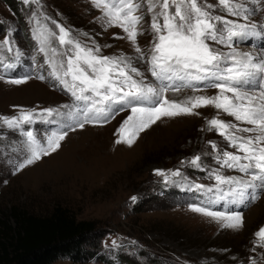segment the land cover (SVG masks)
<instances>
[{
    "label": "rangeland",
    "instance_id": "rangeland-1",
    "mask_svg": "<svg viewBox=\"0 0 264 264\" xmlns=\"http://www.w3.org/2000/svg\"><path fill=\"white\" fill-rule=\"evenodd\" d=\"M198 2L202 6L214 4L215 8L209 9L213 15L241 24L254 23L257 30L264 31V0L259 5H253L251 0H230L249 10L247 20L243 13L241 17L228 15L218 0ZM137 3L141 4L139 14L143 20L139 29L143 34L137 36L136 44L147 56L153 39V13L148 12L149 0ZM154 11L158 12L159 7ZM52 21L69 29L71 36L83 45L99 46V55L132 58L133 65L144 74L145 83L156 84L147 62L136 59L138 54L126 34L119 27L105 29L102 9L95 8L92 0H32L29 4L23 0H0V42L10 34L13 49L11 53L0 49V75L5 77L0 80V117L18 116L21 111L37 114L34 123L15 129L0 120V205L16 202L33 213H45L59 206L77 220L95 223L98 246L90 256L79 261L61 258L52 264H127L122 261L124 258L132 264H264V243L255 235L264 227V191L259 192L260 198L255 202L248 200L238 205L227 197L210 205L214 194H201L191 188L195 184H214V179L209 178L213 169H220L226 176L248 179L238 171L220 168L215 156L235 150L215 130L209 131L207 121L215 117L239 127L251 126L211 105L194 109L196 114L162 117L140 132L132 146L116 143L117 129L130 114V110L117 111L105 123L69 130L55 152L15 171L27 154L23 131L30 128L43 141L50 131L72 123L65 114L79 106L50 76L45 54L33 39V33L47 34L46 29L58 34ZM50 39L51 46L58 52L64 51L55 37ZM209 43L221 52L229 51L224 45ZM235 46L256 54L264 46V38L238 41ZM48 55L51 56L50 50ZM60 59L63 58L56 57L57 66ZM9 63L13 67L5 68ZM23 76L29 77L24 83L7 82L9 78ZM197 87L201 90H170L165 97L185 103L195 96L211 97L218 93L202 84ZM186 106L191 107V103ZM46 108L56 109L61 115L41 118L39 113ZM210 141L218 146L216 152ZM197 155L203 170L188 163ZM156 169L166 174L179 169L183 175L169 174L166 182L164 177L154 174ZM193 203L217 211H239L243 226L224 228L214 219L191 211L189 205Z\"/></svg>",
    "mask_w": 264,
    "mask_h": 264
},
{
    "label": "snow or ice",
    "instance_id": "snow-or-ice-1",
    "mask_svg": "<svg viewBox=\"0 0 264 264\" xmlns=\"http://www.w3.org/2000/svg\"><path fill=\"white\" fill-rule=\"evenodd\" d=\"M31 2L23 0L25 4ZM260 2L251 0L253 5ZM92 3L95 8L102 9L105 29L119 27L126 34L138 54L136 59L147 62L148 71L156 84L145 83L144 74L133 65L132 58L99 55V46L91 48L83 45L71 36L69 29L52 21L58 34L46 29L47 34L42 32L37 36L33 33V39L37 40L39 51L45 54L50 76L79 106L65 114L72 123L65 124L63 129L50 131L43 141L30 128L23 131L27 154L15 171H21L42 156L55 152L69 130L83 129L86 124L105 123L117 111L130 110V114L117 129L119 139L116 143L132 146L140 132L162 117L196 114L194 109L211 105L235 121L251 126L239 127L215 117L207 121L209 131L215 130L228 147L235 150L223 151L215 156L220 168L238 171L247 175L248 179L226 176L220 169H213L209 172V178L214 179L215 183L195 184L191 186L192 190L214 194L210 205L227 197H232L231 203L238 205L259 199V192L264 191V46L253 54L238 50L235 44L250 38H264V31L257 30L254 23L241 24L213 15L209 9L215 8L214 4L202 6L198 0H156V3L149 0L148 12L153 13L150 24L153 39L146 56L136 44L137 36L143 34V30L139 29L143 20L139 14L141 4L137 0H92ZM218 3L228 15L241 17L243 13V18L248 19L249 10L242 4H233L230 0H218ZM157 7L158 12L154 11ZM50 37H55L64 51L58 52L51 46ZM209 42L224 45L229 51L221 52ZM0 49L12 52L10 34L4 36ZM49 50L51 56L48 55ZM57 56L63 58L59 66ZM12 67L11 63L5 65L8 69ZM28 78H9L7 82L18 85ZM39 78L44 79L43 76ZM4 79L0 75V80ZM201 84L205 88L217 89V95L195 96L185 103L170 101L165 97L168 91H178L183 87L199 91L201 89L197 85ZM186 103H191V107ZM36 115L34 111H21L18 116L0 117V120L15 129L31 125ZM59 115L61 113L52 108L42 109L39 113L41 118ZM237 133L253 135L245 137ZM209 143L216 152L218 146L214 142ZM200 161L201 157L197 155L188 163L193 168L203 170ZM154 174L164 177L166 182L169 174L172 177L183 175L179 169L169 170L167 174L164 170L156 169ZM189 208L214 219L224 228L238 229L243 226V216L239 211H217L211 206L196 203L190 204ZM255 235L264 243V227Z\"/></svg>",
    "mask_w": 264,
    "mask_h": 264
},
{
    "label": "trees",
    "instance_id": "trees-1",
    "mask_svg": "<svg viewBox=\"0 0 264 264\" xmlns=\"http://www.w3.org/2000/svg\"><path fill=\"white\" fill-rule=\"evenodd\" d=\"M98 238L93 221L77 220L59 206L33 213L16 202L0 205V264L84 260L98 246Z\"/></svg>",
    "mask_w": 264,
    "mask_h": 264
},
{
    "label": "bare ground",
    "instance_id": "bare-ground-1",
    "mask_svg": "<svg viewBox=\"0 0 264 264\" xmlns=\"http://www.w3.org/2000/svg\"><path fill=\"white\" fill-rule=\"evenodd\" d=\"M240 50V49H239Z\"/></svg>",
    "mask_w": 264,
    "mask_h": 264
}]
</instances>
